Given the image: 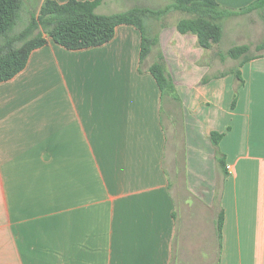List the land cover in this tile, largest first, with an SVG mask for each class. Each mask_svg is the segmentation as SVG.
I'll return each instance as SVG.
<instances>
[{"label":"crops","instance_id":"1","mask_svg":"<svg viewBox=\"0 0 264 264\" xmlns=\"http://www.w3.org/2000/svg\"><path fill=\"white\" fill-rule=\"evenodd\" d=\"M43 1L22 0L19 20ZM253 1L217 0L234 11ZM167 3L102 0L96 12ZM261 10L226 16L220 42ZM180 18L156 17L152 31L145 17L182 109L178 142L149 71L157 48L141 59L133 25L77 50L45 35L0 82V264H264V50L228 63L220 42L203 49L178 32Z\"/></svg>","mask_w":264,"mask_h":264},{"label":"trees","instance_id":"2","mask_svg":"<svg viewBox=\"0 0 264 264\" xmlns=\"http://www.w3.org/2000/svg\"><path fill=\"white\" fill-rule=\"evenodd\" d=\"M102 0H67L60 3L56 0H44L37 13H31L27 23L18 31L15 26L19 21L22 0H0V82L6 81L21 71L31 51L47 42L49 36L54 42L70 50H77L102 45L114 36L115 27L119 24L135 26L141 33V53L143 59L157 48L156 56L149 66L162 94L174 92V84L167 72L164 58L160 52L158 34L153 37L147 34L145 17L147 14L159 17L169 11H180L189 14L176 23L178 32L196 35L198 45L209 49L222 38V20L236 12H249L264 7V0H254L248 6L234 11L222 7L217 0H167L168 3L158 9L134 7L124 12L99 14L97 6ZM261 45L258 46V49ZM247 45L234 46L229 49V56L239 58L248 50ZM245 56L240 64L253 58ZM236 77L242 82L239 68ZM235 99L232 105H234ZM222 133L212 131L210 138L218 144ZM216 159L225 169V157L216 152ZM223 214L218 217L220 234Z\"/></svg>","mask_w":264,"mask_h":264},{"label":"rangeland","instance_id":"3","mask_svg":"<svg viewBox=\"0 0 264 264\" xmlns=\"http://www.w3.org/2000/svg\"><path fill=\"white\" fill-rule=\"evenodd\" d=\"M135 2L136 0H132L133 4H135ZM135 7H138V6H135ZM140 8H146V7H140ZM261 9H264V7H262ZM27 13L25 15L29 19V13L28 14ZM174 13L182 17H186L189 15L187 13L175 11V10H174ZM258 14L259 15H256V16L254 15L253 17H247V18H242V19L233 21L229 25V29L232 30L235 35H233V33H230V35H228L227 37L228 40L223 41V42L219 41L220 43L218 46V52H215V53L213 52L214 55H219L221 53V58L222 59L228 58L227 61L228 63H230V61H232L231 59L238 60L240 62V60L244 58L245 56H248V55L253 56V55L258 54L259 52H262V50H264V39H263L264 28H262V26L260 25V22L264 21V11L261 10ZM146 17L151 19L149 20V26L150 28H152V31L156 30L159 24L156 21V19H154L156 18V15L147 14ZM28 19L26 18L25 20L24 19L19 20L17 22V25L15 26V31H18L19 29L23 28V25L28 21ZM222 28H223V25H222ZM254 40H257V41L260 40V43L255 44L256 42ZM239 45H247L249 48L245 53L239 56V58H232L231 56H229V52H228L229 49L234 46H239ZM259 45H261V47L258 49ZM226 48H228V50L224 51ZM153 54L156 55L155 52ZM230 69L232 70L233 68H229V70ZM165 99H166L165 103L167 105H165L164 107V113H167L170 111V113H173L174 115L172 122L170 118L167 119L165 117L166 126L168 127V129H170V131L175 126L176 131H177L176 133H173L172 131L169 133V137H168L169 142H172L173 138H175L176 142H178L179 137H181L182 109L180 107L179 101L174 96V92L166 93ZM167 99L169 102L167 101ZM198 226L200 225L198 224ZM203 229H204L203 227H200L199 230H203Z\"/></svg>","mask_w":264,"mask_h":264}]
</instances>
